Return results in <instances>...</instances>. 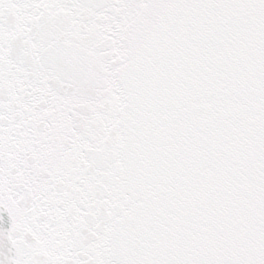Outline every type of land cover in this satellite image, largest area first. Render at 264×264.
<instances>
[{"label": "snow or ice", "instance_id": "1", "mask_svg": "<svg viewBox=\"0 0 264 264\" xmlns=\"http://www.w3.org/2000/svg\"><path fill=\"white\" fill-rule=\"evenodd\" d=\"M0 264H264V0H0Z\"/></svg>", "mask_w": 264, "mask_h": 264}]
</instances>
